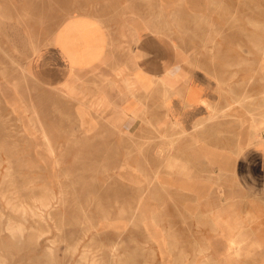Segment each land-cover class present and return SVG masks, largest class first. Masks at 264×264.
I'll use <instances>...</instances> for the list:
<instances>
[{
    "label": "rangeland",
    "instance_id": "1",
    "mask_svg": "<svg viewBox=\"0 0 264 264\" xmlns=\"http://www.w3.org/2000/svg\"><path fill=\"white\" fill-rule=\"evenodd\" d=\"M75 14L107 17L126 43L138 28L167 34L218 80L220 107L191 130L145 120L127 133L82 89L71 100L40 82L33 64ZM263 139L264 0H0V264H264V161L247 168L251 185L226 162ZM184 164L201 191L176 186ZM43 195L52 204L39 210Z\"/></svg>",
    "mask_w": 264,
    "mask_h": 264
},
{
    "label": "crops",
    "instance_id": "2",
    "mask_svg": "<svg viewBox=\"0 0 264 264\" xmlns=\"http://www.w3.org/2000/svg\"><path fill=\"white\" fill-rule=\"evenodd\" d=\"M106 21L107 17L93 14H75L63 21L54 32L52 48L33 64L35 77L48 86H65V94L71 87L82 89L86 97L81 101L91 111L127 133L140 132L145 120L160 129L191 130L220 107L218 80L205 69L187 65L170 36L138 28L135 40L126 43ZM105 85L112 88L104 90ZM254 153L259 158L253 159ZM207 155L213 162L217 153L212 150ZM260 155H264V139L248 146L243 157L229 149L230 178L251 185L247 168L253 161H264ZM171 166L174 170L176 163ZM179 172L174 180L180 190L201 191L193 188L194 177L186 164ZM232 238L229 247L236 240Z\"/></svg>",
    "mask_w": 264,
    "mask_h": 264
},
{
    "label": "bare ground",
    "instance_id": "3",
    "mask_svg": "<svg viewBox=\"0 0 264 264\" xmlns=\"http://www.w3.org/2000/svg\"><path fill=\"white\" fill-rule=\"evenodd\" d=\"M34 58V57H33ZM34 63V62H33ZM18 71V70H17ZM165 102V101H164ZM164 105V104H163ZM234 107V106H233ZM175 124V123H174ZM198 124V123H197ZM174 126V125H173ZM197 127L199 128V126L197 125ZM48 140V139H47ZM51 144V143H50ZM49 147V146H48ZM162 147V146H161ZM160 147V148H161ZM51 148H53V147H51ZM166 149H167V147H162L161 149H160V152L161 151H166ZM211 151V150H210ZM169 160V159H168ZM171 161V160H170ZM183 162V161H182ZM168 165V164H167ZM205 165V164H204ZM211 165V164H210ZM170 170H171V168H170ZM187 173V172H186ZM190 173V172H189ZM209 173V172H208ZM176 174V173H175ZM193 177V176H192ZM219 180V179H218ZM98 192V191H97ZM101 194V193H100ZM226 198V197H225ZM224 198V199H225ZM38 199V201H37V203L34 205V207H36L37 209H39V210H43V208L45 209V208H47V207H49L51 204H52V198L50 197V196H48V195H43V196H41V197H39V198H37ZM58 200V199H57ZM244 202V201H243ZM39 203V204H38ZM33 205V204H32ZM29 206V207H33V206ZM15 208H17V209H21L20 211H22V210H27V208H28V205L27 204H25L24 202H18V203H16L15 205ZM59 207V206H58ZM25 210V211H26ZM239 211V210H238ZM43 212V211H42ZM38 213H40L41 214V211H38ZM34 215H35V212L33 213ZM43 214V213H42ZM7 215V214H6ZM221 218V217H220ZM247 219V218H246ZM45 220V219H44ZM213 220H215V219H213ZM221 221V220H220ZM215 222V221H214ZM238 222V221H237ZM223 223H224V221H223ZM215 224H216V222H215ZM107 225V224H106ZM109 225V224H108ZM107 225V226H108ZM227 225V224H226ZM51 226V225H50ZM238 226V225H237ZM226 227V226H225ZM226 228H228V227H226ZM252 228H254V227H252ZM6 229L8 230V232L11 234V236L12 237H14V238H17V237H20V236H22V233H23V231H24V228H23V226L21 225V224H17V225H14V224H12L11 222H8V225L6 226ZM240 229V228H239ZM230 230V229H229ZM231 231V230H230ZM24 236V235H23ZM22 236V237H23ZM21 237V238H22ZM92 237V236H91ZM239 237V236H238ZM246 237V236H245ZM259 238V237H258ZM19 239V238H18ZM233 239H235V238H233ZM243 240V239H242ZM52 241H54V240H51V243H52ZM242 242H244V241H242ZM231 243H232V246H234V248L236 249V251H237V253H239V244H240V238L238 239H236V240H231ZM258 243H262V240L261 241H258ZM53 245H54V243H53ZM231 246V245H230ZM52 247V246H51ZM48 248V247H47ZM49 250H51L50 252H52L51 254H54L53 253V251H54V249H50V248H48ZM53 250V251H52ZM56 250V249H55ZM87 252V251H86ZM55 253H57L56 251H55ZM58 254V253H57ZM90 255V254H89ZM84 259H85V257H84ZM91 260V259H90ZM89 260V261H90ZM84 261V260H83ZM79 264H81V263H79ZM89 264V263H88ZM92 264H98L97 262H93Z\"/></svg>",
    "mask_w": 264,
    "mask_h": 264
}]
</instances>
